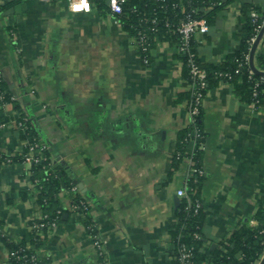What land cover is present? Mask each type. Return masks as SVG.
I'll return each mask as SVG.
<instances>
[{"label": "crops", "instance_id": "crops-1", "mask_svg": "<svg viewBox=\"0 0 264 264\" xmlns=\"http://www.w3.org/2000/svg\"><path fill=\"white\" fill-rule=\"evenodd\" d=\"M245 2L264 8V0H233L207 34H195L201 62L220 64L239 49ZM136 39L94 5L72 12L67 0H0V71L15 98L0 104V154L9 157L0 163V264H11V244L47 264H175L173 231L184 203L177 191L188 190L195 172L207 255L256 220L264 103L254 108L215 79L202 106L201 146L188 137L190 82L177 44L157 38L140 52ZM23 119L89 206L74 212L71 191H63L67 210L49 231L34 227L42 210L33 164L12 159L26 147Z\"/></svg>", "mask_w": 264, "mask_h": 264}, {"label": "trees", "instance_id": "trees-1", "mask_svg": "<svg viewBox=\"0 0 264 264\" xmlns=\"http://www.w3.org/2000/svg\"><path fill=\"white\" fill-rule=\"evenodd\" d=\"M92 4L100 9L110 12L108 0H90ZM233 0H124L122 2L123 12L117 15V18L126 30L132 36L139 37L140 33H146L149 41L152 43L158 39L171 38L180 47V39L177 32L180 24L188 19L189 16L197 18H206L211 24L215 14L229 5ZM256 11L259 17L253 16ZM156 19V23L152 22ZM264 29V8L257 7L251 2H245L241 9L240 24L237 29L236 36L240 40L239 49L233 53L226 61L211 65L201 62L198 54L197 41L195 35L191 40L192 52L196 55V62L199 68L206 71L207 86L204 89L205 94L215 79L228 81L234 87V92L241 98L243 102L256 103L261 106L264 103V52L259 50V44L255 48V44ZM255 49V50H254ZM140 52H144L140 47ZM179 53L183 59L186 71V78L190 79V66L188 65L189 55ZM189 105L192 101V92L190 90ZM1 102L6 103L12 101L13 95L6 88L3 78H0V98ZM202 112V110H201ZM201 112L195 124L201 126ZM24 120V119H23ZM21 121V120H20ZM26 128L22 129L24 137L28 143L39 141V137L33 129L30 121L25 120ZM192 125H189L191 131ZM188 129V133L190 132ZM203 132V128H201ZM204 136V133H203ZM187 135L185 136V138ZM190 137V133L188 134ZM181 141V140H180ZM204 141V137L200 140ZM199 143V142H198ZM184 140L180 143L178 152L180 157L185 156ZM47 145V144H46ZM200 145V144H199ZM28 146L25 147V151ZM200 151L197 149L192 156L194 167L199 170ZM9 157L0 154V163L8 161ZM22 159V155L12 158ZM32 179L36 183V192L38 206L42 210V218L34 221L36 231H49L58 223L65 211L62 205L61 193L65 190L71 191V209L80 214L87 213L85 209L86 202L81 195L73 191L75 187L65 170H57L53 165L52 153L49 147L44 150L41 160L33 163ZM189 180L188 193L193 199L197 198L195 191L197 186L196 176ZM184 201V200H183ZM258 210L256 212L254 222L248 221L236 230L232 237L223 241L219 249L206 254L204 248L202 227L204 223L205 213L203 209L195 212L185 208V201L178 212V224L173 231V240L176 243L175 264H180L177 259L179 247L186 244L193 248L194 264H264V192L258 197ZM75 207V208H72ZM42 224V226H40ZM89 227L90 223L87 222ZM93 227V226H92ZM95 230H91L93 233ZM198 234V236H195ZM11 264H47L44 260L39 259L24 244L10 245ZM17 252L16 255L12 253ZM26 254L28 257L34 256L35 261L18 258L20 255Z\"/></svg>", "mask_w": 264, "mask_h": 264}, {"label": "built area", "instance_id": "built-area-1", "mask_svg": "<svg viewBox=\"0 0 264 264\" xmlns=\"http://www.w3.org/2000/svg\"><path fill=\"white\" fill-rule=\"evenodd\" d=\"M124 0H108V4L110 7V12L114 16V20L116 23H119L117 18L118 14L123 12L122 2ZM69 9L72 12H83L86 10H90L93 6L90 0H67ZM253 16L259 17L260 14L256 11L253 12ZM152 22L156 23V19L154 18ZM210 31V24L206 18H197L189 16L188 19L184 20L177 29L179 39H180V47L179 50L181 53H186L189 55L188 65L190 66V90L192 92V101L189 105V114H190V126L192 125V132H190L191 137L196 142L202 146L203 143L200 141L204 136L201 128L195 124L200 112L202 110V106L205 101V92L204 89L207 86V75L206 71L199 68L196 62V55L192 52L191 48V40L195 34H207ZM137 43L139 47L143 48L144 52H147L152 46V42L149 41V36L146 33H140V36L137 37ZM0 78H3V75L0 71ZM2 97L0 98V104ZM14 96L12 100H14ZM258 100L256 101V103ZM256 103H252L253 107L256 108L258 105ZM18 126L22 129H25L26 122L25 119L18 122ZM28 146L27 151H22L20 155L24 156L25 159L31 164L37 163L41 160L43 156L44 150L47 148V145L43 142L36 141L33 143H26ZM186 158V157H185ZM191 163H193L192 159L188 158ZM194 171L197 169L194 167ZM178 196L182 197L186 203L185 208L187 210H194L198 212L203 209V203L200 200L193 199V197L188 193V191L184 188H179L177 191ZM85 209H88V204H84ZM75 208V207H72ZM42 226V224L40 225ZM36 227V226H34ZM198 236V234H195ZM96 244L101 247V242L97 236L94 238ZM17 252L12 253V255H16ZM18 258H22L25 260L35 261L36 258L34 256L28 257L26 254L18 256ZM193 258V248L187 246L186 244H182L178 250L177 259L180 261V264H194L192 261ZM35 264H39L35 262ZM218 264V263H214Z\"/></svg>", "mask_w": 264, "mask_h": 264}, {"label": "water", "instance_id": "water-1", "mask_svg": "<svg viewBox=\"0 0 264 264\" xmlns=\"http://www.w3.org/2000/svg\"><path fill=\"white\" fill-rule=\"evenodd\" d=\"M263 33H264V29H263V31H262V33H261L259 39L257 40V42H256V44H255V48H256V46L258 45V43L260 42V39H261ZM254 50H255V49H254ZM215 245H216V244L213 243V244H212V247H214Z\"/></svg>", "mask_w": 264, "mask_h": 264}]
</instances>
